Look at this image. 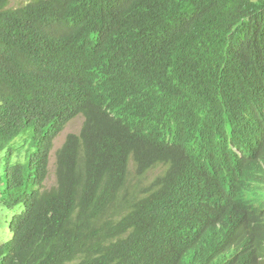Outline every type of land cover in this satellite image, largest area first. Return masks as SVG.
<instances>
[{
  "label": "trees",
  "instance_id": "1",
  "mask_svg": "<svg viewBox=\"0 0 264 264\" xmlns=\"http://www.w3.org/2000/svg\"><path fill=\"white\" fill-rule=\"evenodd\" d=\"M10 5L0 264H264V0Z\"/></svg>",
  "mask_w": 264,
  "mask_h": 264
},
{
  "label": "rangeland",
  "instance_id": "2",
  "mask_svg": "<svg viewBox=\"0 0 264 264\" xmlns=\"http://www.w3.org/2000/svg\"><path fill=\"white\" fill-rule=\"evenodd\" d=\"M21 4H24V0H11L10 7L20 6ZM83 122L84 121L81 117L79 116L75 117L63 128V130L54 139L53 149L50 154V160L48 165V174L44 183L45 189L50 190L56 186V151L61 148L68 135L79 134L83 126ZM161 170H162L161 168H157L155 171L151 172L147 176L146 182L153 179L155 176L159 175L161 173ZM130 171L132 172V167H130ZM0 172H1V166H0ZM14 213L15 212H13V214ZM10 215H11L10 211L0 206V236L2 237L3 235H5L7 241L10 239V237L8 232V224L5 220L9 221Z\"/></svg>",
  "mask_w": 264,
  "mask_h": 264
},
{
  "label": "clouds",
  "instance_id": "3",
  "mask_svg": "<svg viewBox=\"0 0 264 264\" xmlns=\"http://www.w3.org/2000/svg\"><path fill=\"white\" fill-rule=\"evenodd\" d=\"M2 155L4 156V152H0V163H1V161H2ZM0 166H1V165H0ZM130 167H132V172L130 171ZM128 169H129V177H130V178H133L134 175H135V166H134V163H133L132 160L129 161V167H128ZM153 171H155V170L152 168V170L149 171V172L145 175V177H144V179H143V182H144V183L146 182V178H147V176H148L151 172H153ZM1 172H2V167H1ZM152 180H153V179L149 180V181L146 182L145 184H148V183L151 182Z\"/></svg>",
  "mask_w": 264,
  "mask_h": 264
},
{
  "label": "bare ground",
  "instance_id": "4",
  "mask_svg": "<svg viewBox=\"0 0 264 264\" xmlns=\"http://www.w3.org/2000/svg\"><path fill=\"white\" fill-rule=\"evenodd\" d=\"M251 246V245H250Z\"/></svg>",
  "mask_w": 264,
  "mask_h": 264
}]
</instances>
